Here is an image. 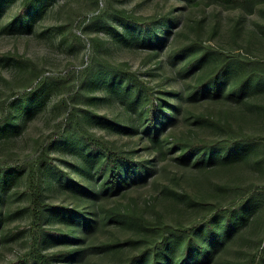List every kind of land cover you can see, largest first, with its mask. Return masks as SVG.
Masks as SVG:
<instances>
[{"label": "rangeland", "instance_id": "374dc122", "mask_svg": "<svg viewBox=\"0 0 264 264\" xmlns=\"http://www.w3.org/2000/svg\"><path fill=\"white\" fill-rule=\"evenodd\" d=\"M108 1L114 7L142 18L175 16L167 38L160 47H156L159 64L155 65L150 57L149 45L139 42L141 29L136 25L123 23L111 16L104 25L92 29L84 27V16L94 10L92 0H35V4L22 15H19V10L23 0H0V54H8L0 55V115L2 101L4 105L11 102L8 107L14 120V124L0 125V160L9 154L23 157L32 153L36 139L53 130L55 124L64 119L66 109L60 101L67 87L52 76L86 65L89 46L78 35L84 38L99 36L105 47V59L125 63L152 87L155 97L166 96L176 106L174 118L160 126L158 134L161 136L167 135L168 139L174 136L183 139L227 136L226 129L194 115L202 113L220 122H228L235 129L264 137V80H256L259 64L254 63L258 60L264 64V2L256 5L251 13H246L239 8L188 3L186 0ZM23 17L27 26L17 29ZM166 34L162 33L164 37ZM199 39L204 44L238 52L248 57L246 60H253L250 63L231 58L228 69L239 74H229L218 95L193 96L189 95V90L192 82L221 58L220 54L210 51L195 69L181 71L184 56L174 57L170 53L173 47ZM200 50L202 48L194 46L189 54ZM36 73L44 78L43 83L37 86L40 77ZM248 73L252 75L248 84L251 87L240 97L230 95L234 85ZM106 85L102 79L88 84L84 87L85 96L76 101L81 113L89 116V119H83L86 127L115 142L129 156L150 159L153 171L131 181L130 185L123 186L113 195L101 196L94 207H86L95 212L90 215L96 219L93 229H87L82 237L84 250L78 264H119L151 238L152 231L137 223L109 221L105 214L109 208L135 212L150 220L160 215L163 221L173 226H188L206 214H213V223L224 233L222 216L217 211L206 213L207 209L200 201L227 204L233 196L230 186L251 182L264 185L262 145L257 142L243 147V154L224 163L207 164L203 161L196 166L192 161L179 157V146L169 144L165 157L161 159L157 155L154 158L146 142L155 129L144 127L143 115L138 113L146 97L142 95L143 101L133 104L136 109L126 107L130 95H117L114 91L108 93ZM110 86L120 89L124 82L115 81ZM30 87V94H16ZM174 89L177 92L170 93ZM129 91L133 92L132 86ZM92 110L98 115H93ZM128 113H131L130 117ZM104 114L117 116L131 127L111 128L109 121L102 117ZM71 133V137L59 139L50 146L55 163L63 170L73 168V163L80 161L87 151L78 133ZM138 135L142 136V141L138 140ZM59 174L54 166L46 169V175L54 180H62ZM45 191L53 203L72 204L73 198L65 194L69 190L59 185L46 186ZM27 202L25 172L18 169L6 172L0 180V264L16 259L28 248L31 215ZM244 209L247 216L230 228L225 245L209 264H249L252 260L254 263L259 260L261 245L257 241L264 236V194L254 195ZM53 212L49 217L50 225H66L71 219L67 210ZM198 237L204 241L205 232L202 231ZM116 240L120 243L114 247L103 246ZM183 244V238H173L172 253L176 264L185 259L181 252ZM260 259V264H264V258Z\"/></svg>", "mask_w": 264, "mask_h": 264}, {"label": "trees", "instance_id": "16d2710c", "mask_svg": "<svg viewBox=\"0 0 264 264\" xmlns=\"http://www.w3.org/2000/svg\"><path fill=\"white\" fill-rule=\"evenodd\" d=\"M186 1L188 3L215 4L224 8H239L246 13H251L256 5L264 2V0ZM34 2L35 0H23L19 15L24 14L29 7L35 4ZM92 4L94 10L90 15L83 18L86 21L84 27L92 29L96 28L97 25H104L111 16H115L123 23L136 25L141 29L139 42L149 45L150 57L154 59L155 65L159 64L160 59L156 47H160L167 38L175 16L142 18L114 7L108 0L101 2L92 0ZM12 25L13 23L9 24V27L11 28ZM25 26H27V21L23 17L17 29ZM162 33L167 34L164 37ZM78 36L83 42L86 40L89 46V59L86 65L69 69L62 75L52 76L67 87L65 95L60 101L66 109L64 119L59 120L53 130L36 139L32 153L23 157L9 154L0 160V180L6 172L10 173L16 169L25 172V192L28 199L26 207L31 215L28 248L16 259L6 264H78L80 254L84 250L82 237L87 229H93L96 219L90 215L95 214V212L86 207L90 205L94 207L101 196L113 195L112 193L118 192L123 186L130 185L131 181L147 176L153 171L150 159L133 158L118 147L115 142L86 127L83 119L87 120L89 116L87 113H81L75 104L80 96H85L84 87L88 84L102 79L107 84L106 92L114 91L117 95L129 94L126 107L130 108H135L134 103L143 101L142 95L146 97L145 102L147 103L145 105L143 102L138 113L143 115L144 127L155 129L146 142L147 149L154 155V158L157 155L161 159L165 157L168 144L173 147L179 146L181 148L179 157L185 161H192L196 166L201 165L203 161L207 164L224 163L243 154V147L256 145L257 142L262 145L264 154V137L235 129L228 122H220L208 114L198 113L194 115L200 120L215 123L226 129L228 131L227 136L201 139H183L177 136L168 139L167 135L161 136L158 134V130L161 125L174 118L177 112L176 106L170 103L166 96L155 97L152 87L140 78L137 71L130 69L125 63H113L105 59L103 57L105 47L99 36H87L86 38ZM194 46H198L202 50L196 54H189ZM210 51L220 54L221 58L192 82L189 95H218L222 91L228 75L231 73L233 75L239 74L231 68L228 69L231 58L244 59L253 63V60H246L245 58L248 57L242 56L238 52L217 49L212 44H204L200 39L173 47L170 53L174 57L184 56L185 61L181 66V71H191L201 64L205 55ZM186 54L189 56L186 57ZM17 57L24 59L20 55ZM254 63L259 64L256 80H264V64L258 60ZM41 73L44 72L41 71ZM41 75L36 73V76L40 77L36 86L44 81ZM251 78V74H245L230 90V95L242 96L251 87L248 85ZM121 80L124 82L122 88L110 86L115 81ZM131 86L133 87L132 93L129 91ZM31 89L32 87L16 94L25 96L32 92ZM176 92L175 89L170 91V93ZM10 103L8 102L6 105H4V101L1 103L0 125L14 124L8 107ZM91 113L98 115L93 110ZM130 114L128 113L129 117ZM102 117L109 121L108 126L111 128L128 129L131 127L130 124L117 116L108 117L104 114ZM71 132L73 134L78 133L81 137V143L87 151L86 154H82L83 158L80 161L73 163V168L63 170L55 163L54 156L50 152V146L59 139L71 137ZM141 139L142 136L138 135V140ZM50 166H54L60 171L59 176L62 177V180H54L46 175V169ZM45 179H47V183H45ZM55 184L69 190L65 194L73 198L72 204H59L48 200L45 188L46 186L50 188ZM230 189L233 191V196L228 199L227 204L200 201L207 209L206 213L217 211L222 216L224 233L220 232L213 223V214H206L201 220H195L188 226L183 224L173 226L163 221L160 215L155 220H150L135 212H128L117 207L106 209L105 214L109 221L120 222V224H127L126 221H130L152 231L151 238L145 241L143 247L126 256L119 264H162V262H164L163 264H176L175 256L172 253V241L176 237H181L184 241L181 252L185 259L181 264H209L219 249L225 245L230 228L242 222V219L247 216V210L244 209L247 202L256 194H264V185L254 182L230 186ZM58 209L69 211L71 219L66 225L57 227L49 224V217L50 214L54 213L53 211ZM239 214L241 217L238 218ZM202 231L206 234L204 241L198 237ZM118 243H120L119 240L109 241L103 246L114 247ZM257 243L261 245L259 257L264 258V236L259 238ZM260 258L256 263L252 260L249 264H260Z\"/></svg>", "mask_w": 264, "mask_h": 264}]
</instances>
